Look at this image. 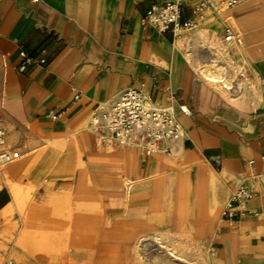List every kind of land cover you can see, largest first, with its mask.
<instances>
[{"label": "crops", "instance_id": "obj_1", "mask_svg": "<svg viewBox=\"0 0 264 264\" xmlns=\"http://www.w3.org/2000/svg\"><path fill=\"white\" fill-rule=\"evenodd\" d=\"M170 1L0 0V127L7 134V148L20 158L0 172L3 261L50 264L43 250L35 259L28 255L30 246L42 243L47 248L52 244L53 254L59 252L53 264L117 263L111 254L123 249V237L155 230L153 200L145 185L159 182L152 176L169 174L174 195L164 226L175 230V191L185 178V220L203 230L202 250L219 264H259L264 256V0H247L214 14L213 20L206 16L179 38L158 34L143 22L151 5ZM231 15L240 34L222 23ZM182 18L192 19L189 6ZM227 29L239 43H223ZM200 30L209 32L205 40L214 31L228 49L243 45L250 60L233 57L245 66L250 86L241 81L242 90L227 95L240 97L256 85L259 102L249 92L244 106L233 105L200 77L198 68L210 61L207 42L190 57L191 63L176 47L178 40L193 43ZM21 51L45 63L19 73ZM127 88L142 90L162 106L175 95L174 115L185 136L171 154L146 157L131 145L110 151L98 144L95 130H88L92 113L110 108ZM166 160L171 167L162 164ZM125 161L133 182L128 199L123 196ZM240 184L252 186L255 196L238 220L225 222L221 212ZM28 186L35 188L30 198ZM47 221L53 239L45 238ZM125 221L133 233L122 230ZM92 224L97 225L93 234ZM91 236L94 246L87 247Z\"/></svg>", "mask_w": 264, "mask_h": 264}, {"label": "built area", "instance_id": "obj_2", "mask_svg": "<svg viewBox=\"0 0 264 264\" xmlns=\"http://www.w3.org/2000/svg\"><path fill=\"white\" fill-rule=\"evenodd\" d=\"M247 0H173L155 3L146 11L143 22L158 34H171L173 38L193 30L197 22L205 18L208 13L217 14L219 7L226 10L233 8ZM189 6L192 19L184 20L183 11ZM224 44L239 43V38L227 29L223 37ZM21 64L18 72L22 73L29 66L43 65V58H33L24 51L19 53ZM248 72L241 65L236 77L228 82L217 83L223 91L232 94L240 92L241 81L248 80ZM174 94H170V102L166 106L155 104L150 96L137 88L123 90L116 102L107 112L94 115L95 123H91L97 133V142L104 147L135 145L146 157L156 154L169 155L175 145L184 138L182 126L174 115ZM74 101L79 100L75 94ZM184 116H190L185 106H179ZM47 118H54L50 114ZM3 134L0 132V141ZM19 158V153L13 150L0 151V166H5ZM216 167L218 165L216 164ZM255 196L252 186L240 184L229 197L221 212V219L225 222H235L246 212L248 202ZM264 243V239H263ZM7 264H12L8 262Z\"/></svg>", "mask_w": 264, "mask_h": 264}, {"label": "bare ground", "instance_id": "obj_3", "mask_svg": "<svg viewBox=\"0 0 264 264\" xmlns=\"http://www.w3.org/2000/svg\"><path fill=\"white\" fill-rule=\"evenodd\" d=\"M240 3H243V1ZM238 5H236V6H238ZM236 6H234L230 10L234 9ZM230 10H226L224 7L221 6V7H219L216 15L220 16L219 14L222 11L227 12ZM207 15L214 17V13H208ZM233 25L236 26V28H238V26L234 20H233ZM199 27H201V26H199ZM198 29H200V28H198ZM208 33L209 32L206 30H200L196 33L195 38L193 39V43L192 42L188 43L190 45L189 47L192 46L191 49H193L192 50L193 55H195V53H197L198 50L201 51V49H199V46L194 47V45L200 44V46H201L202 42L207 37ZM212 33L215 34L214 31ZM184 43H187V41L186 40H183V41L178 40L176 42V47L180 51H184L182 48ZM220 45L222 47H225V48L228 47L227 45L221 44V42H220ZM203 46H201V47H203ZM213 46H214V43L212 42L210 45H207V47H206V48H208L207 56L210 57L209 58L210 61L206 60L208 62L206 64H203L202 66H200L198 68V70H200L199 73H201L200 77L207 84H209L210 86L215 88L217 91H219L220 94H222V96L228 102L232 103L233 105L244 106L246 104L249 92H250L249 96L256 103L259 102L262 99V95L260 94L259 89H258V87H256V85L246 89L240 97L228 96L227 92L223 91L221 89V87L217 83H220L221 81L228 82L232 78H235L239 68L241 67V65L239 63H237V64H235V67L233 68L232 60L230 57H228L226 52L223 51L222 49H217L215 46L214 47ZM189 51H190V48L187 51H184V57L191 63L190 54L188 55ZM241 52L242 51L240 48L235 50L236 54H239ZM199 65H201V64H199ZM233 71H234V73H233ZM245 84H246V86H250V84L247 83V80L245 81ZM108 109L109 108L107 107L106 110H108ZM94 115H97V114L94 113L91 116V120H89L88 130L95 129L94 126L91 124V123L96 122L97 118H94ZM1 133L4 134L3 132H1ZM2 140H3V138L0 141V149L2 147V144L4 143V141H2ZM7 143H8V140H7ZM131 146H133L134 148H137L135 145H131ZM108 148H110V147H108ZM110 149H112V148H110ZM158 156H160V155H158ZM18 161H16V162H18ZM16 162H12V163L5 165V166H0V168H3V170L0 169V172L4 171L10 165L15 164ZM162 164L163 165L165 164L167 168L171 167L170 166L171 163H169L167 160L164 161ZM123 169L125 170V173L123 174V178H124L123 179V181H124L123 196L125 197V199H128L131 196V193L133 190L132 189L133 182L130 179L129 171H128L129 170V163L126 162L125 165L123 164ZM168 175L169 174L152 176L151 179H156L157 177H159L160 178L159 182L153 181V182H150V183L145 185L147 187V190L150 192V196H149L150 199L153 200V214H154L153 215V223H154L155 230L150 234L138 236L136 238H133L130 236L129 237H123L122 242H124V245H125L123 247V249L121 251H119L120 249L116 248L115 251L111 254V256H113L115 259L118 260V262L115 264H219V263L215 262V260H213L211 258V256H209L207 253L202 255L201 259L198 258V259L194 260L193 256H192L193 258L191 259L190 256L188 255V253L186 252V249L184 247H182L183 244L190 243V241H188V240L183 241L184 239H182V238H184L183 232H182L184 227H185V230H186V226L190 227V229H192V233H194L196 235H202L203 234V230L201 229V227H199L198 225H195V224H189L185 220L186 216H187V205H188L187 192H188V188H189L188 180L185 178L179 179L178 186H177L176 191H175V200L178 202V207H177V212H176V216L178 219L174 224L175 230L170 231L167 229V227L164 226L165 224L168 223L167 218H168L169 213H170L169 202L172 200L171 198L174 195V193H172L170 191L171 186L169 185ZM6 184L8 185L9 189L14 192L15 186H13L9 182H7ZM1 185L2 184L0 182V188H1ZM18 190L22 191L21 188ZM34 191H35V188L28 186V187H26L25 193H27L28 195L29 194L31 195ZM25 193L23 192L24 195H25ZM16 194H18V193H16ZM28 195H27V197H28ZM30 195H29V198H30ZM24 198H25V196H24ZM16 201H17V199H16ZM18 202H19V200H18ZM23 205L24 204H22V206ZM20 210H23V209L20 208ZM42 211H43V209H42ZM36 212H37V214H39L41 212V209L39 208V209H35V211L33 210V213H32L33 216H35ZM26 215H27V213H26ZM39 220L40 219H38L37 221H39ZM94 227H95V225L92 224L91 228H90L92 234L97 232L96 231L97 225H96V228H94ZM122 230H124L125 232H130V233L134 232V228L132 227V225L129 224L128 221L123 222ZM187 230H188V228H187ZM52 231H53V229L51 227V224H49V222L47 221V224L45 226V233H44L46 236L45 238L53 239V232ZM89 239H90L89 241L86 240L88 242L86 246L87 247H93L96 238L94 236H91ZM18 241L20 242V240H18ZM28 241H29L28 243L30 244V240H28ZM195 243H197V242H195ZM128 244L130 245V247L128 246ZM19 247H21L20 244H19ZM45 247L46 246L42 243L30 246L31 251L27 250V251H29L28 255L30 256V258L36 257V254L37 253L39 254L38 251L43 250V251H45L44 252L45 255H47L51 258V259H49L47 257L50 261L51 260L53 261V257L58 258L60 256L59 252H56L55 254H53L54 249H53L52 244H50L48 246V248L47 247L45 248ZM57 248H58V246H57ZM57 248H55L56 251L59 250V248L58 249ZM192 249H193V246H192ZM60 250H61V248H60ZM245 252H247V249H245ZM259 259H260L259 264H261V263L264 264V256H261ZM255 261L252 260V262H255ZM9 262L12 263V261H9Z\"/></svg>", "mask_w": 264, "mask_h": 264}, {"label": "rangeland", "instance_id": "obj_4", "mask_svg": "<svg viewBox=\"0 0 264 264\" xmlns=\"http://www.w3.org/2000/svg\"><path fill=\"white\" fill-rule=\"evenodd\" d=\"M243 2H245V1H243ZM241 4V3H240ZM239 4V5H240ZM238 5V6H239ZM237 7V6H236ZM207 17H210V20H213L214 18L212 17V16H210V15H206ZM206 21V17H205V19H204V21H200V22H205ZM222 23H225V24H228L233 30H234V32H236L237 34H240V29L239 28H236V26H234L233 25V18H232V15L231 16H229L228 18H226L225 20H223L222 21ZM214 35L215 34H213L212 33V38L209 40V39H207V40H205L206 38H208V36L204 39L206 42H207V44L206 45H210L212 42L214 43V46L217 48V49H222L223 51H225L226 52V54L228 55V57H230L231 58V60H232V64H233V68L235 67V64H236V62L234 61V57L233 56H238V57H240L242 60H246L245 62L247 63L248 61H249V59L250 58H248V57H246V53L244 52V49H243V45L241 44V46H236V47H232V49H228V48H225V47H222L220 44H219V41H218V39H216L215 37H214ZM205 41H203V42H205ZM203 42H202V44H201V46H203ZM189 42H187V43H184V45H183V50L184 51H187L189 48H190V51L188 52V55L190 54V57L191 56H194L193 55V53H192V50L193 49H191L192 48V46L191 47H189L190 45L188 44ZM201 47L200 46V44H197V45H194V47ZM213 46V47H214ZM238 48H240L241 49V53H239V54H236L235 53V50H237ZM230 52H232V54L230 53ZM233 73H234V71H233ZM111 108V107H110ZM110 108L108 109V110H103V111H101V112H99V113H96V114H100V113H102V112H107V111H109L110 110ZM94 113H92V115H93ZM91 115V116H92ZM91 116H90V118H89V120H91ZM93 130H95V129H92L91 131H93ZM0 132H3L4 134H3V140L2 141H4V143L2 144V147H1V149H0V151L1 150H14L13 148H7V140H8V138H7V134H6V132L3 130V129H1V127H0ZM132 148H134L133 146H132ZM108 150H110V151H112L113 150V148L112 149H110V148H108ZM158 155H161V154H156V156H158ZM20 159V158H19ZM19 159H17V160H15V161H13V162H16V161H18ZM1 170H3V168H0ZM187 228H188V230H187ZM124 231V230H123ZM183 237L184 238H182V239H184L183 241H186V240H188V241H190V243H185V244H183L182 245V247H184L185 249H186V252L188 253V255L190 256V258L192 259L193 257V259L194 260H196V259H201V256L202 255H204L205 253H207L208 255H211V253L210 252H208L207 250H202V248H201V245H200V242H201V240H202V237H203V234L202 235H196V234H194V233H192V229H190V227H188V226H186V230H185V227L183 228ZM197 237V238H196ZM200 238V239H199ZM193 240V241H192ZM195 242H197V243H195ZM189 245V246H188ZM198 245V246H197ZM192 246H193V249H192ZM208 249V248H207ZM196 252V253H195ZM2 255H3V253H0V264H7V262H9V261H13V258H10V259H7V260H5V261H3V259H2ZM193 256V257H192ZM36 257H32V259H35ZM13 264H19V263H17V262H15V261H13L12 262ZM50 264H53V261L51 260V262H50Z\"/></svg>", "mask_w": 264, "mask_h": 264}]
</instances>
